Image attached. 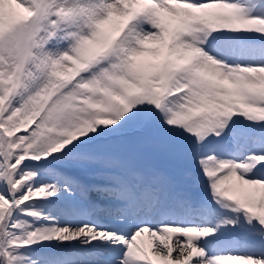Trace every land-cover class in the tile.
Listing matches in <instances>:
<instances>
[{
	"label": "snow or ice",
	"instance_id": "1",
	"mask_svg": "<svg viewBox=\"0 0 264 264\" xmlns=\"http://www.w3.org/2000/svg\"><path fill=\"white\" fill-rule=\"evenodd\" d=\"M0 264H264V0H0Z\"/></svg>",
	"mask_w": 264,
	"mask_h": 264
},
{
	"label": "rangeland",
	"instance_id": "2",
	"mask_svg": "<svg viewBox=\"0 0 264 264\" xmlns=\"http://www.w3.org/2000/svg\"><path fill=\"white\" fill-rule=\"evenodd\" d=\"M157 163L160 164V166H164V162L162 161H158Z\"/></svg>",
	"mask_w": 264,
	"mask_h": 264
}]
</instances>
